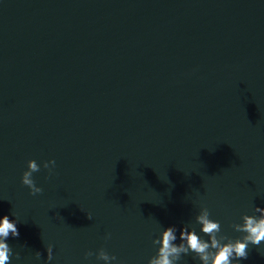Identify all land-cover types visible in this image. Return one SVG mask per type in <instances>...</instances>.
Returning <instances> with one entry per match:
<instances>
[{
	"label": "water",
	"instance_id": "water-1",
	"mask_svg": "<svg viewBox=\"0 0 264 264\" xmlns=\"http://www.w3.org/2000/svg\"><path fill=\"white\" fill-rule=\"evenodd\" d=\"M202 206L234 239L264 207V0H0L12 264H45L49 244L50 264H105L85 259L101 248L148 264L164 228L200 232ZM241 264H264V243Z\"/></svg>",
	"mask_w": 264,
	"mask_h": 264
},
{
	"label": "clouds",
	"instance_id": "clouds-1",
	"mask_svg": "<svg viewBox=\"0 0 264 264\" xmlns=\"http://www.w3.org/2000/svg\"><path fill=\"white\" fill-rule=\"evenodd\" d=\"M55 160L46 161L44 168L49 169L55 166ZM40 171V165L36 160L28 161V170L22 175V184L30 189V194L35 196L43 193V188L38 187L33 179V173ZM254 214H243L241 223H233L231 227L236 231L243 233L241 237L232 238L223 234L221 223L211 218V212L207 206H202L199 214L195 217L196 224L200 225V232H197L195 226L185 224L179 229V237H177V227L175 225L164 228L161 234L153 241L158 246L157 253L149 258L148 264H178L182 256L194 254V258H198L200 264H241V261L247 260L249 257L250 246L259 248L264 243V207L256 206L253 209ZM90 220L91 214H87ZM18 222L10 219L8 215L0 218V264H12V257L20 259V253L13 252L12 247L7 243L9 238H18L20 236L17 227ZM202 233L203 236L200 234ZM207 237L208 239H204ZM109 233L105 239H110ZM179 239V243L177 240ZM54 246L49 244L46 248L47 259L45 264H50L54 259ZM36 258L40 259L42 253L37 251ZM97 256L98 260H102L105 264H112L118 258L110 255L104 248L98 253L89 251L85 254V259Z\"/></svg>",
	"mask_w": 264,
	"mask_h": 264
}]
</instances>
